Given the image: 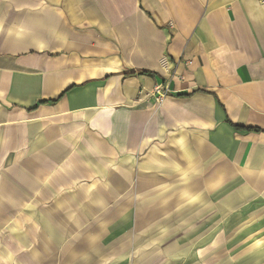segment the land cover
Here are the masks:
<instances>
[{"label":"crops","instance_id":"obj_1","mask_svg":"<svg viewBox=\"0 0 264 264\" xmlns=\"http://www.w3.org/2000/svg\"><path fill=\"white\" fill-rule=\"evenodd\" d=\"M0 264H264V0H0Z\"/></svg>","mask_w":264,"mask_h":264},{"label":"built area","instance_id":"obj_2","mask_svg":"<svg viewBox=\"0 0 264 264\" xmlns=\"http://www.w3.org/2000/svg\"><path fill=\"white\" fill-rule=\"evenodd\" d=\"M171 92L168 90L167 87L163 85H158L154 89L153 97L157 103H160L165 96L169 95Z\"/></svg>","mask_w":264,"mask_h":264},{"label":"trees","instance_id":"obj_3","mask_svg":"<svg viewBox=\"0 0 264 264\" xmlns=\"http://www.w3.org/2000/svg\"><path fill=\"white\" fill-rule=\"evenodd\" d=\"M135 72H131V74H134ZM138 73H146V74H152V72L147 71V70H139Z\"/></svg>","mask_w":264,"mask_h":264}]
</instances>
